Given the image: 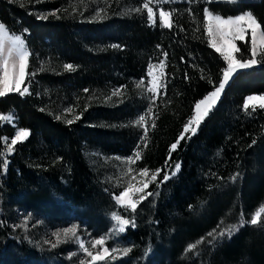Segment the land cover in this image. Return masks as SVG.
Segmentation results:
<instances>
[{
	"label": "trees",
	"instance_id": "1",
	"mask_svg": "<svg viewBox=\"0 0 264 264\" xmlns=\"http://www.w3.org/2000/svg\"><path fill=\"white\" fill-rule=\"evenodd\" d=\"M141 2L104 0L99 17H89L66 0H0V22L24 35L32 52L28 71L35 72L22 85L29 94L0 97V113L15 115V126L0 122V138L15 127L30 131L11 154L0 139V160H8L0 170V264H77L76 255L69 259L78 250L74 241L45 243L52 230L76 222L82 237H101L111 232L114 212L135 226L105 246L132 250L97 264H264V215L257 225L247 222L264 204V109L243 108L248 95L264 93V62L234 74L195 134H184L171 150L226 66L208 44L204 9L222 16L251 10L264 28V0H168L161 7L175 10L172 29L158 18L150 23L146 9L133 11ZM32 8L56 12L38 19ZM246 41H237V58L250 57ZM162 60L166 87L151 103L136 84ZM114 89L122 90L109 99ZM65 107L75 112L71 124L62 117ZM149 107L145 137L134 117ZM93 150L122 156L139 150L135 170L162 169L135 212L117 204L120 187L105 177ZM177 163L179 172L161 183ZM241 217L245 224L231 237L219 235ZM191 244L197 246L188 251Z\"/></svg>",
	"mask_w": 264,
	"mask_h": 264
},
{
	"label": "snow or ice",
	"instance_id": "2",
	"mask_svg": "<svg viewBox=\"0 0 264 264\" xmlns=\"http://www.w3.org/2000/svg\"><path fill=\"white\" fill-rule=\"evenodd\" d=\"M155 2L156 5H163L167 3L168 0H142L141 4L137 6L133 11L140 12L141 9L147 10L148 20L155 25L156 24V12L149 5ZM204 2L211 3L214 0H204ZM232 3H243V0H229ZM103 11V10H101ZM175 10L169 9L165 10L163 7H158V15L160 26L163 28L172 29L174 26L173 13ZM54 14V13H51ZM204 31L208 37V44L211 48L215 49L217 53L220 54L222 59L226 62V67L221 69L222 77L218 86L214 85V90L208 93L203 99L195 104V114L189 121L185 124L183 133L191 132L193 135L202 120L208 115L209 111L215 106L216 102L219 100L221 93L224 91L225 86L232 79L234 74H236L241 69H250L257 64L264 62V28H262L261 21L258 20L257 15L251 10L241 12L235 16L224 17L214 10L204 9ZM99 17V12H97ZM38 19H47V15H41ZM182 30V29H181ZM199 31V28L196 29ZM27 30H25L26 32ZM250 35V41H246V37ZM237 41H246L249 43V47L246 52L250 53V57L245 59L243 56L237 58V53L241 51V48L237 46ZM113 47H118V45H113ZM159 47V46H158ZM32 52L28 46V43L23 34H16L14 31L10 30L6 25L0 23V97L6 96L11 92L19 93L20 95L29 94L28 86L25 85L26 77L34 76L35 72H29V58ZM164 58H167V53H163ZM261 59L258 60L257 57ZM156 66H150L148 75L151 77L149 84L150 87L147 88V92L153 94L151 97V103H155L156 98L159 95L160 89L166 87L165 84L161 83L162 77L165 76L164 68L165 64L162 61L159 64V75H153L152 69ZM65 70L74 71L75 68L72 64H65ZM209 83H212L209 80ZM30 84V82H29ZM144 86V81L141 80L136 84L137 88H142ZM122 89H115L112 91L109 99L112 96H119ZM87 91V89H85ZM264 109V95H250L246 98L243 105L245 111L250 107L253 111L256 110V106ZM152 109L149 107L145 114H141L136 120V124L144 126V136H147V125L145 124V116L151 114ZM79 119V116H77ZM15 120V115L12 112L8 114L0 113V122H13ZM69 124L73 123L72 120L67 121ZM151 127H155L153 122ZM181 134L176 143L171 145V150H175L180 140H183L184 134ZM30 135V131L24 128H17L14 133L13 138H11L10 145L7 147V154H11L14 150V146L20 142L27 140ZM190 138V137H189ZM7 140V138H0ZM255 143V141H253ZM144 147H147L145 143ZM4 155V153H0ZM141 153L139 150L135 151L132 157L126 158L129 165L135 164L137 160L141 159ZM169 155V159H170ZM119 159V158H118ZM8 167V160H0V170L6 171ZM162 169H156L151 175V181H155L159 176ZM180 170V165L177 163L174 170L171 172V176H174ZM140 177H147L149 175V169H139L136 170ZM133 169L129 167L127 173L130 174ZM238 175V174H237ZM170 175L165 174L161 183L167 181L171 178ZM136 175L131 176V180H136ZM233 180L236 179L235 176L232 177ZM149 187V181L142 180L139 185L129 182L127 186L115 196L116 202L121 207L130 209L135 212L138 203L147 199L148 196L152 195L151 192H146L145 190ZM138 197V198H137ZM264 215V206H261L254 214L251 216L250 220L247 221L251 225H257L261 221V217ZM111 219L115 222L110 233L101 236L99 238H93L87 243L81 236L78 235L79 225L74 224L71 227H66L55 231L52 235L55 237V243H51L52 248H56L62 243H67L70 239L74 238V242L78 245L79 252L83 254V257L78 260L77 264H97L98 261H105L109 258L115 259L116 256L113 253H119L126 256L131 252L130 247L123 249H110L105 246L106 241L113 235L124 233L127 227L131 224L133 227L134 219L125 218L123 215L116 212L112 213ZM27 220L25 221V224ZM245 224L243 217L239 220L238 224L229 225L227 228L223 229L219 235L222 237L227 233L229 237L233 232L238 231L239 227ZM215 239L214 233H209ZM199 241L197 243H201ZM45 243H49L45 241ZM196 244H191L188 246V251H192L196 248ZM100 251H95L97 248ZM78 255L77 252H73L71 256ZM90 258V259H87Z\"/></svg>",
	"mask_w": 264,
	"mask_h": 264
},
{
	"label": "rangeland",
	"instance_id": "3",
	"mask_svg": "<svg viewBox=\"0 0 264 264\" xmlns=\"http://www.w3.org/2000/svg\"><path fill=\"white\" fill-rule=\"evenodd\" d=\"M10 1H16V2H20V3H25V4L33 5L36 2H38V1H48V2H52L53 0H10ZM102 1H104V0H66V4L70 5L74 9H78V10L85 11V14L87 16L91 17V16H95L97 14V12H98L97 5L100 2H102ZM149 6L153 8V10L156 12V18L159 19L158 7H161V5H156L155 2H153ZM31 11L34 12L38 17L41 16V15H47L48 13H54V12H56V10H53V9L50 10L49 12H45V11H39V10H37L35 8H32ZM224 17L226 18V17H229V16H224ZM0 23H2V22H0ZM16 34H18V33H16ZM249 37H250V35H249ZM162 61L155 62V63L152 62V63H150L148 65L147 77L144 80V86L142 88H140L141 90H143L146 93V95H148L150 97L149 100H148V102H150L151 97L153 95V94L147 92V88L150 87L149 81L151 79V77L148 75L149 68H150V66H156L155 68L152 69V71H153V75H157L158 76L159 75V71H160V69H159L158 66H159V64ZM160 79H161V83H163L164 77H162ZM22 89H23V86H22ZM210 92H208V93H210ZM251 95H264V93L251 94ZM248 96H250V95H248ZM204 97H202L201 99H203ZM246 98H245V101H246ZM201 99H199L197 102H199ZM147 110L148 109H146L145 112L137 113L135 115V117H134V123L136 122V120L138 119V117L141 114H145L147 112ZM6 114H8V113H6ZM194 114H195V106H194V113H193V115ZM193 115H192V117H193ZM62 117L65 120H68L69 121V120L74 119L76 117V115H75V112L70 107H65L62 110ZM150 117H151V114L145 116V123H146L147 119L150 118ZM2 123H9V122H2ZM9 124H11L12 126H15V120L13 122L9 123ZM139 126L142 129V125H139ZM16 130H17V127H15V131ZM183 130H184V128H183ZM15 131H14V133H15ZM190 133L191 132L183 133V134H190ZM13 136H14V134L11 137H4V138H7V140H3L4 141V145H5V151H6V153H7V147L10 145V141H11V138H13ZM137 144H139V142ZM91 153L95 157V159L98 160V162H99V164H100V166H101V168H102V170L104 172L105 177L108 178L109 181L113 182V184L115 186L120 187V191L117 194L114 195V199H115V196H117L127 186V184L129 182H131L133 184L139 185V182L142 181V180L149 181V187L145 190L146 192H149V189L151 188V186L153 184H158L156 182V180L155 181H151V175H152V173L154 171H149V175L147 177H140L138 175L137 171L134 169L133 164L129 165L127 163L126 158L132 157V155L131 156H122V155H118V154H115V153H103V152L98 151V150H93ZM129 167H131L133 169V172L130 173V174L127 173V169ZM167 169L168 168H166V170ZM171 172L168 175H171ZM132 175H136L137 178H136L135 181H132L131 180V176ZM115 201H116V199H115ZM261 206H264V204L261 205ZM260 207H258L255 211H257ZM74 224L79 225V223L72 222V223L63 225L62 227L55 228V230H52L51 233H53L55 231H58L60 229L66 228V227H71ZM114 224H115V222L113 221V226H114ZM80 230L82 231V227L81 226L78 229V235L81 236V238H83L86 243L88 241H90L91 239H93V238H99V237H93V236H90L88 238L86 236L82 237V233H81ZM51 237L52 238L50 240H48V242L55 241V237L53 235ZM70 240L74 241V238L73 239H70ZM100 250L101 249L98 247L95 251H100ZM76 252L78 253V255H76L77 260L81 259L83 257V254L79 252V249ZM87 259H90V258H87Z\"/></svg>",
	"mask_w": 264,
	"mask_h": 264
}]
</instances>
